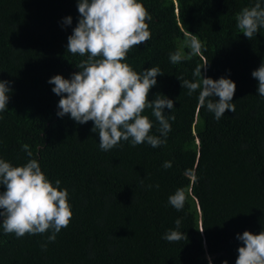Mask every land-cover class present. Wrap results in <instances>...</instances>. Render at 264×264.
Masks as SVG:
<instances>
[{"label": "trees", "instance_id": "1", "mask_svg": "<svg viewBox=\"0 0 264 264\" xmlns=\"http://www.w3.org/2000/svg\"><path fill=\"white\" fill-rule=\"evenodd\" d=\"M77 2L0 0V80L12 89L8 111L0 112V159L13 166L36 159L52 185L59 180V189L67 190L72 212L54 242L47 240L50 231L5 234L0 220V264H235L243 246L237 235L264 231V98L251 75L264 63V28L249 40L236 16L257 2L264 8V0H138L152 17L146 21L151 39L122 62L137 73L160 68L163 75L148 99H171L174 108L163 111L175 119L164 145L121 141L107 152L91 131L92 121L57 116L60 97L48 83L58 74L70 79L86 59L67 51L80 18ZM69 16L72 22L65 25ZM187 32L206 51L172 64L170 53L190 51ZM205 58L203 76L236 85L235 112L226 110L219 121L198 108V91L189 96L181 87L183 79H198L193 72ZM142 114L153 123L150 134L159 136L151 109ZM186 170L195 173L194 186ZM179 188L187 199L177 211L168 197ZM168 230L185 233L187 240L162 239Z\"/></svg>", "mask_w": 264, "mask_h": 264}, {"label": "clouds", "instance_id": "2", "mask_svg": "<svg viewBox=\"0 0 264 264\" xmlns=\"http://www.w3.org/2000/svg\"><path fill=\"white\" fill-rule=\"evenodd\" d=\"M77 10L80 18L67 38V51L86 59L77 64L79 71L72 73L70 79L58 74L48 80L49 84L54 85L52 92L60 97L57 116L69 114L79 124L92 121L91 131L98 132L99 147L105 152L121 141H128L133 147L143 143L153 148L166 144L171 131L169 120L175 117L166 116L163 110H172L173 101L162 94H157L151 102L148 99L149 91L156 85V77L163 75L162 71L159 67H150L137 73L122 62L127 59L129 51L151 39L146 23L152 20L151 15L138 0H78ZM71 22L70 16L63 19L65 25ZM236 26L251 40L260 28H264V8L261 3L243 8L236 16ZM185 46L190 49L187 54L181 50L169 54L172 64L193 56L202 57L206 51L205 45L189 32ZM207 66L208 60L205 58L204 63L193 72V76L198 79H183L181 87L188 90L189 96L198 91V108H206L219 121L226 110L235 112L232 99L236 85L228 78L213 80L203 76L201 69ZM251 75L258 81L257 94L264 98V63ZM177 79L180 81L182 78ZM9 84V81L0 80V112L8 111V94L12 91ZM145 109H151L152 116L158 122L159 136L150 134L153 123L142 114ZM22 150L28 157L33 156L28 145H22ZM171 166V161L163 164L165 169ZM185 176L194 186L197 180L195 173L186 170ZM55 184L56 187L46 178L34 158L22 166H13L0 159V185L4 187V191L0 192L3 232L14 233L17 238H21L26 234H45L50 231L47 240L54 242L56 235L69 225L72 218L68 192L59 189V180ZM186 199L185 189L179 188L168 197V203L180 211ZM175 225L179 229L181 220L177 219ZM199 231L203 232L204 227ZM236 238L242 241L243 246L237 249L235 264H264V231L255 235L244 231ZM162 239L178 242L187 240V236L179 230H168ZM41 247L46 249L47 244Z\"/></svg>", "mask_w": 264, "mask_h": 264}]
</instances>
